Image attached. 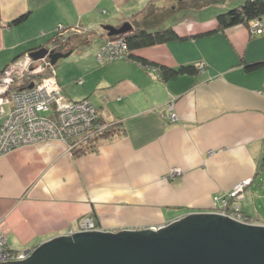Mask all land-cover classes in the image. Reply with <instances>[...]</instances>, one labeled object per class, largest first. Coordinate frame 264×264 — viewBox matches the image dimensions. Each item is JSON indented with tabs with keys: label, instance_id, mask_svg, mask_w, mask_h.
I'll list each match as a JSON object with an SVG mask.
<instances>
[{
	"label": "crops",
	"instance_id": "1",
	"mask_svg": "<svg viewBox=\"0 0 264 264\" xmlns=\"http://www.w3.org/2000/svg\"><path fill=\"white\" fill-rule=\"evenodd\" d=\"M148 1L0 0V68L19 50L45 44L43 33L59 23L95 31L97 51L103 24L119 25ZM220 10L216 4L184 8L173 25L185 37L140 51L196 70L162 80L154 67L114 59L109 62L120 66L112 76L72 94L89 96L115 122L116 131L88 150L70 152L55 137L0 155V219L12 247L42 243L84 213L113 230L159 227L198 208H217L236 182L251 177L253 183L264 171V64L245 67L264 60V32L245 22L207 32ZM23 12V22L8 24ZM260 20L264 26V14ZM170 102L174 121L165 116ZM172 167L180 172L163 179Z\"/></svg>",
	"mask_w": 264,
	"mask_h": 264
},
{
	"label": "water",
	"instance_id": "2",
	"mask_svg": "<svg viewBox=\"0 0 264 264\" xmlns=\"http://www.w3.org/2000/svg\"><path fill=\"white\" fill-rule=\"evenodd\" d=\"M109 34L128 31L129 20L105 23ZM41 46L30 53H47ZM71 53L51 51V62ZM216 209V208H215ZM0 264H264V224L215 211H192L157 228L83 230L59 234L23 259Z\"/></svg>",
	"mask_w": 264,
	"mask_h": 264
},
{
	"label": "rangeland",
	"instance_id": "3",
	"mask_svg": "<svg viewBox=\"0 0 264 264\" xmlns=\"http://www.w3.org/2000/svg\"><path fill=\"white\" fill-rule=\"evenodd\" d=\"M172 1H176V0H172ZM113 9H115V6L112 7V10ZM182 11H184V8L176 10L175 13L173 14V18L174 19L175 18L180 19L179 16L182 13ZM130 14L131 13H128V15H130ZM31 26H32V24L30 25V27ZM56 26L57 25L55 24L53 29H51L50 31H48L45 34L43 33L42 37L40 38L41 40H43L42 42L46 43L48 41L50 36H52V34H54V30H55ZM77 28H78L77 25H75V26L74 25L62 26L61 31H60L61 34L58 35V36H60V38H57L58 36H56L57 40L58 41L65 40V35L70 34L71 32L75 31ZM84 28H88V27L84 26ZM98 41H99V39L94 37L90 44H85V45L82 44V45L76 47L75 50L72 51L69 55L59 57L55 63L51 62L50 54H47V55L44 54L40 57H34L32 55L31 56L32 61L30 62L29 66L30 65H34V67L36 66L35 71H33V70L30 71L26 68V69H22L21 71H18V74H17V72H15L14 76L12 75V73L10 75H12L13 77H19L17 80H19V79L24 80V82H26V83L28 81L30 82L32 80H33V82H35V81L38 82V80L41 81L43 78H49L50 77V79H52V81H50V84H51V88H53V90L45 91L47 93L46 98L49 99L51 96L53 97V96L57 95L58 97H56L57 99H54V102H62V103H60V105L61 104H67V103H64V101H62V99H61L62 97H59V96H61L59 94L60 92H61V94L63 93L62 96L66 97V100L71 99L70 96H72L74 98V96L72 94H74L76 92H82L86 88H90L92 85L97 87L96 84H97V81L99 78H102L103 76H107V77L112 76V74L114 73V68L118 69V67L120 66V65H117V63L115 61L102 62L99 59L97 51H96V45H97ZM52 50L53 51H60V52L70 51V50H66V46H63V48L60 50H58V49H56V50L52 49ZM47 61H49V62H47ZM17 66H19V67L22 66L21 61L17 62ZM15 81H13V82H14L16 88L22 86L21 81H17L16 83H15ZM37 82H35V83H37ZM38 83H40V82H38ZM29 84L32 85V82ZM69 101H71V100H69ZM84 101H85L84 99L79 100V102H82V104H84ZM90 105L92 107L95 106L97 111L90 113L88 115H86L84 112L83 115H81V116H83V120L81 119L77 123L80 126V128L69 123L67 129H69L70 133L67 130H65V132L63 134L62 138L65 139L70 152L80 153V152H84V151L88 150L91 147L92 142H94V141H92L93 137H91V136L93 134H96L95 132L97 129V128H95V125L102 123L103 125H101V127H104L105 125L111 126L112 124H115L114 121L111 122V120L104 118L103 115H100L98 107L96 106V104L93 101L90 102ZM5 108L7 111H9L11 109L10 100L5 102ZM72 110H73V108H72ZM65 115L70 116V112H68ZM100 117H101V119H99ZM4 120H5V115L0 117V123H3ZM89 122H90V124H89ZM93 128H95V130L93 132H91ZM73 136H74V138H73ZM55 137H57V136H55ZM55 137H51V138H55ZM46 139H50V138H46ZM40 140H43V139H38L37 141H40ZM35 142L36 141L33 140V141H29V142H24L21 145L31 144V143H35ZM178 172H180V170L176 171V167H172L171 171L169 173L165 174L164 177H162V178L163 179L173 178V177H175L176 174H178ZM250 178L247 177V178L240 179L238 182H236V184H234L233 187H236L237 183H239V182L244 183L245 182L243 189H238L234 194H230V196H229L230 198H227V200L225 202L226 205H222V206L219 205L216 209L214 207L213 208H207V209L206 208H198V209H200L198 211H215L217 209L218 210L220 209L222 211V213H225L223 211H228V209L226 207H228V204L231 205L232 202H236V203L238 202L237 204L240 205V207H241L240 201L244 197L245 189H247L246 190V198L244 197L242 199V202L244 205V207H243L244 211L243 212H247V213L252 215V217H250V220H249L251 222H249V223H259V224L262 223V224H264V221H263L264 220V171H259V174H258L256 180L253 181V183H251L252 178L251 179ZM227 215H229V214H227ZM165 217H166V215H165ZM257 217H259L261 219H259ZM86 220H90L91 223L92 222L96 223V225L94 224L95 226H92L93 224H91V226H89V227H91V230L117 231V230L108 229L107 227H105L102 224V222L100 221V219H98V217H96L93 213H84L83 215H81L79 217V219H77V221L74 225L67 227L63 233L64 234L73 233L75 230L79 229L80 226L83 223H85ZM1 222L3 223L2 220H1ZM167 223H169V222H166L165 224H167ZM165 224H163V225H165ZM98 225L100 226V229H98L99 228ZM163 225H161V226H163ZM148 227H150V226H148ZM145 228H147V227H145ZM151 228H157V226H153ZM3 229H4V227H3ZM63 233H58V235L63 234ZM3 234L5 235V238L8 241L5 229H4ZM8 244H9L10 249L13 250V255H15V256H17L23 249H25L24 247L14 248L10 245L9 241H8ZM28 249L31 250V247H29ZM20 259H23V258H20ZM10 260H15V259L11 258Z\"/></svg>",
	"mask_w": 264,
	"mask_h": 264
},
{
	"label": "built area",
	"instance_id": "4",
	"mask_svg": "<svg viewBox=\"0 0 264 264\" xmlns=\"http://www.w3.org/2000/svg\"><path fill=\"white\" fill-rule=\"evenodd\" d=\"M251 28L253 31L257 32L264 31V26L259 19L256 20L253 25H251ZM125 48L126 44L123 43L121 39L112 38L106 40L105 43L100 46L97 54L99 59L104 62L122 56ZM50 50L51 48L48 51L50 52ZM31 56L32 54L27 52L21 57L20 61L22 63V66H17V62L19 61H13L0 71V117L5 115V120L1 124L0 130V155L17 146H20L24 142L33 140L37 141L38 139H46L55 136L63 137L65 130L70 133L69 129H67L69 123L80 128L77 123L81 119L83 120V116L81 115H83L84 112L86 115H88L97 111L95 106L92 107L90 105L91 101L88 100V98H85L84 104H82V102H79V100H66V97L62 96L63 93L61 94L60 92L59 94L61 96L59 97H62V101H64V103H67L61 105L60 103L62 102H54V99H57L56 97H58L57 95L53 97L51 96L49 99L46 98L47 93L45 91L53 90L50 84V81H52L50 77L43 78L41 81L38 80V82L40 83H38L37 81H35L37 82L35 83L33 82V80L25 83L24 80H17L19 77H13L15 75V72H17L18 74V71H21L22 69L27 68L30 71H35L36 66H29L30 62L32 61ZM11 73L13 76L10 75ZM13 81H15V83L17 81H21L22 86L16 88ZM31 82L32 85L29 84ZM8 100H10L11 102V109L9 111H7L5 108V102ZM168 106L169 108L165 116L169 120L174 121L177 118V115L172 109L173 102H170ZM49 109H51V113L46 115L40 114L41 111H46ZM68 112H70V116L65 115ZM98 125H95V128H98ZM95 128H93L91 132H93ZM179 170L180 167H176V171ZM244 184L245 182H239L237 183L236 187H233L232 189L227 191V194L225 196H222L220 199V206L226 205L225 202L227 198H230V194H234L238 189H243ZM237 203L232 202L231 205L228 204V207H226L228 211H223L225 212L223 214L227 213L235 219H239L245 222H251L249 221V215L243 212L240 208V205H238ZM216 211L222 213L220 209H217ZM91 224H93L92 226L96 225V223H91L90 220H86L85 223H83L80 228L75 230L74 232L91 230V227H89L91 226ZM98 227V229H100L99 225ZM3 233L4 229L0 219V238H3L4 241L3 248L6 250L9 249L12 254L11 258H22L20 255L21 252L17 256L13 255V250L10 249L8 241Z\"/></svg>",
	"mask_w": 264,
	"mask_h": 264
},
{
	"label": "trees",
	"instance_id": "5",
	"mask_svg": "<svg viewBox=\"0 0 264 264\" xmlns=\"http://www.w3.org/2000/svg\"><path fill=\"white\" fill-rule=\"evenodd\" d=\"M210 4L219 5V7H221V10L216 15V23H217L216 26L210 28L207 32H212L218 30L219 28L223 29L227 26L241 22H245L248 23L249 25H253V23L258 19L260 20V17L264 14V0H176V1L149 0L143 8H141L139 11H137L128 19L132 23V28L130 30L122 33L109 34L107 29L103 27L100 34L105 36L104 38L101 39L102 41L98 45L97 52L100 46L104 44L106 40L112 38H118L121 39L122 42L126 44V48L124 50V53H122V56L113 58L111 60L125 58V59L135 60L138 63H140L142 66L147 68L154 67L157 69L158 71L157 74L162 80H166L172 75L177 73L196 70L197 66L192 63L180 64L178 66H170L161 63L159 61H156L154 59H150L149 57L143 55L140 51L143 48H146L156 43L165 42L174 38H183L186 36L179 33L173 25V21L175 20L173 18V14L175 13L176 10L181 8L200 9ZM27 17H28V12H23L18 16H16L15 18H13L8 24L14 25L21 23ZM62 26H64L62 25V23H59L56 26L54 34L50 36V38L45 44H41V43L35 44L32 45L30 48L34 50L41 46H47L48 49L51 48L50 51H52V49L60 50L63 48V46H66V50H71L72 52L73 50H75L76 47L82 44L84 45L89 44L93 40L94 37L93 34L95 33V31H92L90 28H84V26L82 27L78 23L77 24L78 28L75 31L71 32L70 34H66L65 40L58 41L57 38H60V36L58 35L61 34L60 31ZM56 36L58 37L56 38ZM31 49L29 50L28 48L26 50L24 49L19 50V53H16L9 62H7L3 67H1L0 71L3 70L13 61L23 56L25 54V51L30 53L32 51ZM262 64H264V60L248 61L245 63V67L248 70H252L258 66H261ZM85 98H88L89 100L91 99L87 95L82 96L80 98H71V99L80 100ZM49 113H51V109L40 112L41 115H46ZM99 119H101V117ZM1 124L2 123H0V130H1ZM101 125L103 124L100 123L98 125V128L96 129L95 132L96 134H93L91 136L93 137L92 141L94 140V142L95 139L103 135H108L115 132V128H116L115 124H112L111 126L105 125L104 127H101ZM94 142L91 144V147L94 146L95 144ZM260 166L264 170V155L262 156ZM226 194L227 193L224 192L220 196L219 200L221 199L222 196H225ZM240 208L242 211H244L242 205ZM245 213L249 215V217H252L251 214L247 212Z\"/></svg>",
	"mask_w": 264,
	"mask_h": 264
},
{
	"label": "bare ground",
	"instance_id": "6",
	"mask_svg": "<svg viewBox=\"0 0 264 264\" xmlns=\"http://www.w3.org/2000/svg\"><path fill=\"white\" fill-rule=\"evenodd\" d=\"M39 244H41V243H39ZM39 244L35 245L34 247H31V250H29L28 248L23 249L21 251V254H20L21 257L26 258L27 256H29ZM3 246H4L3 238H0V260H10L12 254L9 251V249L6 250L3 248Z\"/></svg>",
	"mask_w": 264,
	"mask_h": 264
},
{
	"label": "flooded vegetation",
	"instance_id": "7",
	"mask_svg": "<svg viewBox=\"0 0 264 264\" xmlns=\"http://www.w3.org/2000/svg\"><path fill=\"white\" fill-rule=\"evenodd\" d=\"M47 54H50V52L48 51L45 55H47ZM47 62H49V61H47Z\"/></svg>",
	"mask_w": 264,
	"mask_h": 264
}]
</instances>
